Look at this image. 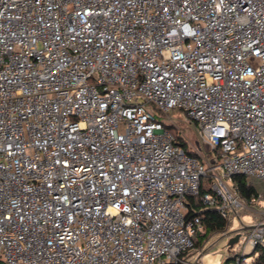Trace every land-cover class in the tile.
I'll list each match as a JSON object with an SVG mask.
<instances>
[{
    "label": "built area",
    "instance_id": "obj_1",
    "mask_svg": "<svg viewBox=\"0 0 264 264\" xmlns=\"http://www.w3.org/2000/svg\"><path fill=\"white\" fill-rule=\"evenodd\" d=\"M236 174L264 180V0H0V264H202L188 197L263 203L226 256L259 264Z\"/></svg>",
    "mask_w": 264,
    "mask_h": 264
},
{
    "label": "rangeland",
    "instance_id": "obj_2",
    "mask_svg": "<svg viewBox=\"0 0 264 264\" xmlns=\"http://www.w3.org/2000/svg\"><path fill=\"white\" fill-rule=\"evenodd\" d=\"M169 115L174 118L179 129L187 137V145L191 148V150L194 149L195 145H198L200 153L199 156L207 167L205 176L203 177V187L207 188L213 174L211 167V147L200 137L195 123L186 115L181 113V111H171ZM225 180L228 183H233L232 180H228L227 178ZM249 180H251L257 187L258 192L262 194L264 199V180L253 177H250ZM262 204L263 203L251 204L245 202V204L238 209L237 216H234L232 220L228 221L229 224L224 231L209 233L204 238H201L200 235H196L194 239H201V244L198 247H194L190 253L200 251L202 264H225L223 262L226 259V256L230 252L236 251L238 248L237 243L232 248H229L226 244L227 240L230 237H234L239 231H244L242 227L251 225L258 219L260 211L263 209ZM203 232L204 229L202 228L200 233Z\"/></svg>",
    "mask_w": 264,
    "mask_h": 264
},
{
    "label": "trees",
    "instance_id": "obj_3",
    "mask_svg": "<svg viewBox=\"0 0 264 264\" xmlns=\"http://www.w3.org/2000/svg\"><path fill=\"white\" fill-rule=\"evenodd\" d=\"M231 180L238 191L239 195L246 201H249L253 196H256L258 193L257 187L249 180L248 177L242 174H236L231 177ZM205 189L202 188V191ZM186 217H192L198 215L202 228L204 229L203 233H198L201 238L206 237L209 233L224 231L229 222L225 218H222L219 213L211 208L203 206L200 202L196 201L193 197H188L186 200ZM201 244V239H194L193 246L198 247ZM194 249V248H193ZM229 261V256L226 257L223 263ZM169 264H182L179 262L169 263ZM259 264H264V261L260 258Z\"/></svg>",
    "mask_w": 264,
    "mask_h": 264
},
{
    "label": "water",
    "instance_id": "obj_4",
    "mask_svg": "<svg viewBox=\"0 0 264 264\" xmlns=\"http://www.w3.org/2000/svg\"><path fill=\"white\" fill-rule=\"evenodd\" d=\"M251 227V225H248V226H245V227H242V229H247V228H250ZM240 231L234 236V237H230L228 240H227V246L229 247V248H231L237 241H238V239H239V236H240ZM247 254H249V253H247ZM246 254V255H247Z\"/></svg>",
    "mask_w": 264,
    "mask_h": 264
}]
</instances>
